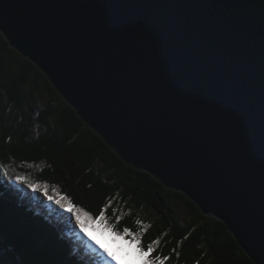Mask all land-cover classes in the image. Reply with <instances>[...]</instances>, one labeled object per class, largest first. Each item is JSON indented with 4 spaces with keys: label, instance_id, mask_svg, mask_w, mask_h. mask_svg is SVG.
Segmentation results:
<instances>
[{
    "label": "water",
    "instance_id": "1",
    "mask_svg": "<svg viewBox=\"0 0 264 264\" xmlns=\"http://www.w3.org/2000/svg\"><path fill=\"white\" fill-rule=\"evenodd\" d=\"M0 31L127 164L264 264V15L243 0H0Z\"/></svg>",
    "mask_w": 264,
    "mask_h": 264
},
{
    "label": "trees",
    "instance_id": "2",
    "mask_svg": "<svg viewBox=\"0 0 264 264\" xmlns=\"http://www.w3.org/2000/svg\"><path fill=\"white\" fill-rule=\"evenodd\" d=\"M243 1L264 15V0ZM21 188L51 203L40 211ZM61 197L95 220L81 228ZM105 204L104 224L142 230L145 248L160 239L163 264H256L221 220L127 164L0 31V264H100L83 234L116 235L99 220Z\"/></svg>",
    "mask_w": 264,
    "mask_h": 264
},
{
    "label": "snow or ice",
    "instance_id": "3",
    "mask_svg": "<svg viewBox=\"0 0 264 264\" xmlns=\"http://www.w3.org/2000/svg\"><path fill=\"white\" fill-rule=\"evenodd\" d=\"M17 179H21V177H17ZM32 187H36L35 184H30ZM45 193L47 194V185L44 186ZM51 198V197H49ZM58 204H67L68 210L73 211L75 213L76 221L78 224H80L81 228H84L86 224H90L95 220V217L90 215L86 211H82L80 208H76L72 205L71 201H68L66 198L61 197L60 199L57 200ZM108 204H105L104 208L101 209L100 215H99V220L101 224H104V221L106 219L105 216V210L107 209ZM118 211V209L116 210ZM119 219V217H117ZM140 221L137 220V224H139ZM106 228H110L116 235H123L125 237H128V243L130 246L134 245L135 246V251L136 254L138 255L141 264H163V260L167 259V257H161V256H154L152 253L155 251L156 246L160 243V239L154 240L152 243L148 244L147 248L144 247L142 243V236L144 235V232L141 231H131L128 228L124 229L123 234H121L119 231L115 229L114 226L109 225V224H104ZM144 228H147V225L143 226ZM187 239V237H185ZM105 252L111 257V260L115 262V264H120V261L117 259L115 255L112 253L108 252L107 249H104ZM175 251V249H173Z\"/></svg>",
    "mask_w": 264,
    "mask_h": 264
},
{
    "label": "rangeland",
    "instance_id": "4",
    "mask_svg": "<svg viewBox=\"0 0 264 264\" xmlns=\"http://www.w3.org/2000/svg\"><path fill=\"white\" fill-rule=\"evenodd\" d=\"M7 176H9V175H7ZM12 177L14 180H17V178L14 177L13 175H12ZM18 180L20 181V179H18ZM21 191L23 192V194H26L25 196H27V195L36 196V200L33 201V203H35V205L40 209V211L44 210L45 205H46L45 204L46 200H44L45 198H42L41 196H39L38 193H36L34 191H30L28 189L21 188ZM51 205H52V209H56V207H57L56 205H54V204H51ZM179 210H180L181 215L184 216L183 209L179 208ZM104 222H107V220L105 219ZM71 223L73 224V221H71ZM85 234L86 235L83 234V236L87 237L91 241L92 245L97 250V252L101 251L102 254L106 257V259L103 260L104 264H109L110 262H112L111 257L107 254V252L104 251V249H107L108 252L112 253L116 257H117V255L120 256V254H122V252H124L125 258L124 259L121 258V259L123 261H126L128 264H141V261H140L138 255L136 254L135 246L134 245L130 246L128 243V239H129L128 237H125V236L116 237V235L111 234L109 232H107L106 233L107 235H105V236L93 235V234L88 235L87 233H85ZM96 234H98V233H96ZM81 241H82V239H80V242ZM15 263L18 264V262H16V261H15Z\"/></svg>",
    "mask_w": 264,
    "mask_h": 264
},
{
    "label": "bare ground",
    "instance_id": "5",
    "mask_svg": "<svg viewBox=\"0 0 264 264\" xmlns=\"http://www.w3.org/2000/svg\"><path fill=\"white\" fill-rule=\"evenodd\" d=\"M25 189V188H24ZM41 197L42 198H45L44 200H47L48 199V197H47V195L45 194V195H41ZM104 257V255L102 254V252H101V254H100V259H102Z\"/></svg>",
    "mask_w": 264,
    "mask_h": 264
}]
</instances>
